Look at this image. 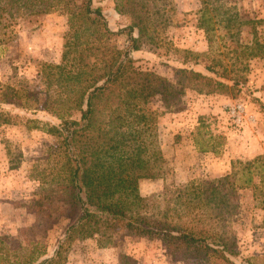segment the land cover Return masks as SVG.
Masks as SVG:
<instances>
[{
  "label": "rangeland",
  "instance_id": "obj_1",
  "mask_svg": "<svg viewBox=\"0 0 264 264\" xmlns=\"http://www.w3.org/2000/svg\"><path fill=\"white\" fill-rule=\"evenodd\" d=\"M20 5L16 38L0 52V83L14 98L0 102V110L13 119L0 125V252L13 255L39 242L52 256L75 217L62 138L45 128L60 123L59 113L73 119L83 114L68 107L80 84L62 83L53 67L62 62L71 16L83 0H21ZM93 6L101 8L110 30H122L110 40L113 49L130 44L127 27L151 21L142 37L134 28L140 49L131 55L138 69L164 76L176 87L181 68L210 79H183L184 92L169 108L161 95L146 104L156 114L162 157L159 177L139 181L149 214L161 215L183 185L225 176L234 160L264 154V0H135L124 13L116 9V0H93ZM236 103L245 107L239 125L228 112ZM201 116L211 117L205 135L226 137L220 155L199 152L194 145L192 133ZM240 203L233 225L240 251L236 264H264V210L256 207L251 189L242 192ZM124 254L139 264H200L178 257L160 239L125 230L106 245L98 236L74 241L66 264H120Z\"/></svg>",
  "mask_w": 264,
  "mask_h": 264
},
{
  "label": "trees",
  "instance_id": "obj_2",
  "mask_svg": "<svg viewBox=\"0 0 264 264\" xmlns=\"http://www.w3.org/2000/svg\"><path fill=\"white\" fill-rule=\"evenodd\" d=\"M20 3L21 0H0V52L16 38ZM133 5L135 0H116L120 13ZM80 11L71 16L72 28L62 62L53 67L62 83L80 84L68 107L83 114L73 119L59 113L60 123L45 128L62 138L64 178L75 218L52 256H47L45 244L33 242L13 255L0 252V264H66L74 241L98 236L99 244L106 245L114 243L121 230L160 239L178 257L200 264H236L240 251L233 225L240 215L242 192L251 189L256 207L264 210V154L234 160L232 171L225 176L183 185L161 215L149 214L139 181L159 177L156 169L162 157L156 147V114L147 111L146 104L161 95L169 108L184 92L183 79H210L181 68V86L176 87L164 76L138 69L131 55L132 50L140 49L134 28H139L142 37L146 24H151L149 19L127 27L130 44L125 49H113L110 40L122 30H110L93 0H83ZM207 12V8L200 10L202 18ZM5 97L13 102V94L0 83V102ZM209 119L210 116L200 117L192 133L193 142L199 152L220 155L226 137L203 133ZM12 121L9 113L0 110V125ZM120 264L139 263L124 254Z\"/></svg>",
  "mask_w": 264,
  "mask_h": 264
},
{
  "label": "built area",
  "instance_id": "obj_3",
  "mask_svg": "<svg viewBox=\"0 0 264 264\" xmlns=\"http://www.w3.org/2000/svg\"><path fill=\"white\" fill-rule=\"evenodd\" d=\"M229 114L232 116V118L235 120L236 124H241L243 122L244 114H245V107L241 103H236L234 105H231L228 108Z\"/></svg>",
  "mask_w": 264,
  "mask_h": 264
}]
</instances>
